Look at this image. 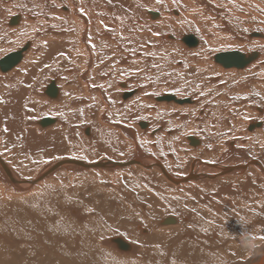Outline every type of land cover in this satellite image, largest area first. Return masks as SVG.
Returning a JSON list of instances; mask_svg holds the SVG:
<instances>
[{
  "label": "bare ground",
  "instance_id": "bare-ground-1",
  "mask_svg": "<svg viewBox=\"0 0 264 264\" xmlns=\"http://www.w3.org/2000/svg\"><path fill=\"white\" fill-rule=\"evenodd\" d=\"M158 1L154 2L161 4ZM164 1L159 10L143 0H0V62L12 54L20 56L18 62L9 68L0 65V143L11 142L16 146L14 150L9 147V159L21 153L34 159L30 162L32 164L38 163L40 158H53L46 168L38 167L41 172L35 177L20 178L0 152V160L16 181H10L0 165V186L10 190L12 195L15 193L14 198H18L16 193L25 194V201V196L45 186L61 170H78L94 177L113 175V180L119 178L135 184L120 191L121 199H126L129 205L122 201L126 215L115 216L123 217L121 221L130 219L136 222L131 224L132 227L122 225L117 228L113 234L122 236L112 237L110 242L96 243L97 235L93 236L94 239L85 237L91 240L89 245L79 241L80 232L72 239H49L48 236L44 238L45 235L30 233L21 222V216L14 226L0 224V264H161L159 259L165 260L163 264H173L175 260L178 261L175 264H264V246L259 248L256 245L264 235V226L259 225L264 219L261 220L263 216L257 211L264 194L257 190L258 194L253 191L252 196H245L237 189L239 186L244 190L254 186L251 179L264 180V159L256 153H251L255 158H246L248 162L242 165H236L239 161L234 156L229 158V153L215 159L218 139L225 134L236 136L228 140L229 151L237 139L264 140V50L259 49L264 46V30L246 32L250 51L233 49L221 52H238L246 58L254 53V59L244 67H226L220 63L219 66L217 63L212 65L217 70L211 72L212 68L205 63L211 47H240L234 40L239 39L233 32L236 22L249 20L247 17L256 6L240 5L247 0H195L199 3L197 9L192 8L193 0ZM259 1L264 3V0ZM238 11L240 15L233 18ZM14 18L17 19L12 23ZM157 55L167 57L169 63L174 61L171 66L161 64V68L169 73L164 72L166 76L161 78L160 85H154L156 72L151 71L150 63ZM215 73L217 75L202 80L205 75ZM174 77L180 81L181 92L189 89L203 91V98L170 93L173 89L168 88H172L170 84ZM220 77L224 81L221 88L218 87ZM164 87H167L165 94ZM206 90L210 94L222 92V95L207 96ZM133 96H136L134 107ZM240 101L252 106L256 113L254 123L242 121L245 114L240 111L243 110V107L239 108ZM226 103L229 104L226 106ZM206 106L209 107L206 109ZM230 111L237 115L230 117ZM134 115L140 118L135 121L140 127L135 129V134V130L125 123L116 121ZM148 116L161 118L163 122L149 124ZM42 119H50L52 123L42 127L39 125ZM174 123L179 124L178 129H169ZM251 125L254 127L249 130ZM195 131H202V138ZM181 140L185 143L184 152L195 158L178 167L176 159L183 155L178 145ZM130 141L132 156L121 157ZM136 141H150L153 149L167 153L170 161L160 160L152 153L147 156ZM111 150L119 155L111 154ZM90 151L99 152L103 158L87 162L83 156L78 158L81 152ZM96 164L108 166L91 167ZM52 167L55 168L48 172ZM146 180L153 181L155 187L168 184L174 190L164 194L151 189L154 194H150L145 188ZM239 182L242 185L237 184ZM139 188H142L141 194ZM215 188L232 195L214 193L211 196V190ZM138 194L142 197L136 202L143 207L142 213L131 207ZM238 199L245 203L238 202ZM142 202H147L149 210L142 206ZM71 208L66 209L67 213L81 223L83 215ZM31 214L29 216L33 218ZM166 219L172 222L167 225L164 223ZM138 222L148 225L149 234L156 236L141 235L147 230ZM247 224H253V230L247 229ZM232 226L238 230L231 228V231L229 227ZM131 236L133 239L129 238ZM71 251L75 254L72 255ZM170 257H174V262Z\"/></svg>",
  "mask_w": 264,
  "mask_h": 264
},
{
  "label": "rangeland",
  "instance_id": "rangeland-1",
  "mask_svg": "<svg viewBox=\"0 0 264 264\" xmlns=\"http://www.w3.org/2000/svg\"><path fill=\"white\" fill-rule=\"evenodd\" d=\"M144 1V3H147V4H151V6H153L155 9H159L160 10V8L162 9V1L163 0H157L159 3H161V4H156L157 3V1L156 0H143ZM161 1V2H160ZM168 0H165L164 1V3H166ZM170 1V0H169ZM168 1V2H169ZM195 0H193V5H192V8H197L198 7V5H199V3H198V1H196V2H194ZM250 1H252V2H249L248 0H247V2L245 3V2H243V3H241L240 5H243L244 4V6H247V7H250V8H254L255 6H256V8H254V10H253V12L251 13V15H249V17H247L249 20H245L244 18V20L243 21H239V22H236L237 24H236V29H234L233 30V32H236L237 33V35L239 36L238 38L239 39H234L235 40V43L236 44H238V45H240V47L239 48H228V47H226V48H219V47H215V48H209L208 49V51H207V55H206V58H207V60H208V62H205L206 63V65H208V67H210V68H212V70H211V72H213V71H216L217 69H214L213 67H212V65H214V66H216L215 64H217V62L213 59L214 58V56L215 55H217V54H219V53H221V52H224V51H227V50H233V49H238V50H242V51H244V50H247V51H250L249 49L251 48V47H249L250 46V44L248 43V41H247V39H249V38H247L246 36H245V34H246V32H248V31H252V30H256V31H261V30H264V3H262L261 1H259L258 0V2H257V4L256 3H253L254 1L253 0H250ZM198 3V4H197ZM154 4V5H153ZM253 4H256V5H254L253 6ZM238 6V5H237ZM239 7V6H238ZM247 7H245V10H249L250 11V9H248ZM199 8V7H198ZM197 8V9H198ZM243 8V7H242ZM240 11H238L237 13H236V15L235 16H233V18H236L237 17V14L238 15H240ZM254 13V14H253ZM254 24V25H253ZM218 25H216L215 27H217ZM254 26V27H253ZM219 27V26H218ZM175 33V32H174ZM193 33V32H192ZM197 33V32H196ZM176 34V33H175ZM228 34V33H227ZM197 35V34H196ZM229 35V34H228ZM229 36H232V35H229ZM247 45V46H246ZM189 47V46H188ZM242 47V48H241ZM247 48V49H245V48ZM263 47V48H262ZM195 49V48H194ZM259 49H263L264 50V46H260V48ZM188 50H192V48H188ZM168 55V54H167ZM158 56V55H157ZM211 57H212V60H211ZM152 58H154V57H152ZM167 58V57H166ZM166 58H161V57H157V58H155V60H152L150 63L152 64V67L154 68H152L151 69V71L153 72V73H155L156 72V75H155V77L153 78V80H154V85L156 84V85H160V82H162V80H161V78H164L166 75H165V73L168 71L167 69H162L161 67H162V65H164V64H166V65H170L171 66V64L172 65H174V61H172L171 63H169V60L170 59H166ZM157 59V60H156ZM158 61H159V63H158ZM178 61V60H177ZM181 61V60H180ZM154 63V64H153ZM160 64V65H159ZM162 64V65H161ZM218 65H219V63H218ZM159 66V67H158ZM220 66V65H219ZM222 66V65H221ZM223 67V66H222ZM161 70H163V71H161ZM165 72V73H164ZM160 73V74H159ZM162 73V74H161ZM168 73H169V71H168ZM124 74V73H123ZM165 75V76H164ZM168 75V74H167ZM213 75H217L216 73L215 74H212L211 76H209L208 74L207 75H205L203 78H202V80H204L205 78H206V80H207V78L209 79L210 77H213ZM219 75V74H218ZM164 76V77H163ZM143 77V76H142ZM141 77V78H142ZM168 77V76H167ZM167 77H166V79H167ZM158 78H160V79H158ZM161 80V81H160ZM152 83H153V81H152ZM217 82H215V84H216ZM218 83L220 84V86L218 85V87H222L223 85H224V81L222 80V78L220 77V79H219V81H218ZM170 85H172V88L171 87H169L168 89H173V90H170L171 92L170 93H172V94H176V95H178V94H182L181 96L182 97H188V96H191L192 98H203V95H204V92L202 91V92H193V91H191L190 89L188 90V92H186V91H184V92H181L180 90H181V85H180V81H178V80H176V78L174 77V80L172 81V84H170ZM137 86H139V85H137ZM137 86H135V87H137ZM144 86V85H143ZM147 87H149V85H146ZM206 86H207V84H206ZM146 87L144 86V89H145ZM163 89V93L165 94L166 92H164L165 90H167V87H164V88H162ZM219 89V88H218ZM132 90H133V88H132ZM220 90V89H219ZM222 90V89H221ZM205 94L207 95V96H211V95H215V97L216 96H220V95H222V92H218V93H213V94H210V93H208V91L206 90V92H205ZM135 97L136 96H133L132 97V100H134L133 102H132V105H133V107H134V103H135ZM152 98V97H151ZM185 99V98H184ZM152 100H153V98H152ZM237 102H239V100L237 101ZM241 103H240V105H239V108L241 109L242 107H243V110H240L241 111V113H243V114H245V116H244V118L242 119V121L244 122V123H247V122H249L250 121V123L252 124V123H254V121H253V119H255L254 118V115L256 114L254 111H253V108H252V106L251 105H247V104H245L243 101H240ZM229 103H226L225 105L227 106ZM221 105H223L224 106V103L223 104H221ZM238 105V104H237ZM148 107V106H147ZM209 106H206V109L208 108ZM229 107H231V110L233 109L234 110V108H232V105L230 104V106ZM148 110V109H147ZM154 112H156V111H154ZM169 112L171 113L172 112V110H169ZM175 112V111H174ZM228 114H230L229 116L230 117H233V115H237L235 112H233V111H230ZM232 114V115H231ZM226 116H227V114H226ZM149 117V116H148ZM172 117V116H171ZM173 118H174V116H173ZM236 118V117H235ZM140 118H137V116L136 115H134V116H132V117H126V118H119L118 120H116L117 122L119 121V122H121V123H125V125H127V126H129L130 127V129L131 130H135V129H138V128H140L139 127V125H138V123L136 124V122L135 121H140L139 120ZM153 119H155V120H153ZM161 119V118H160ZM159 118H154V116H150L149 118H148V120H147V123H149V124H153V123H160V120ZM256 119H258V118H256ZM165 120H166V118H165ZM191 120V119H190ZM234 120V119H233ZM123 121V122H122ZM191 121H193V120H191ZM118 122V123H119ZM163 121H161V123H162ZM186 122V121H185ZM194 123H197L196 121H194ZM178 125L179 124H176V123H174L173 124V126L172 127H170L169 129H178ZM137 126V127H136ZM38 127V126H37ZM41 129H43V128H41ZM135 132H136V130L134 131V134H135ZM228 132V131H227ZM195 134L197 135V136H199L200 138H202L201 136H203V132L202 131H195ZM199 134V135H198ZM135 137H137V135L135 136ZM233 137H236L234 134H232V133H230V134H225L224 135V137L223 138H220V139H218V150H217V155H216V158L215 159H220L221 158V156L223 155V154H226V153H229V158H231V157H235L236 159L235 160H238L239 161V163L238 164H236V165H242V164H245L246 162H248V161H246L245 159L246 158H249L250 156H251V158H255V157H253L252 155H251V153L252 154H257L258 155V157H263V159H264V140H261V138H259V139H253V141H250V139H245V140H243V141H241V140H236L235 142H234V144H233V146H234V148H232L231 149V151H229V147H228V140L229 139H231V138H233ZM129 140H131V139H129ZM128 140V141H129ZM183 140V139H182ZM180 141L179 142V144L178 145H180V151H182L183 152V155L181 156V158H178V159H176V156H175V159H176V166H180V164L182 163V164H185V165H187L188 164V162H190V160L192 159V158H195L194 156H192L191 154H189V153H185L184 151V148H183V145L185 146V143L183 144V141ZM132 141V140H131ZM128 142V144L129 145H126L127 146V148L125 149V152L123 151L121 154H120V156L121 157H128V156H132V154H133V150H132V147H133V145H132V142ZM151 141H153L152 139H151ZM250 142V143H249ZM136 143H138L139 144V146L141 147V148H143L144 149V151H146L145 153H146V155L147 156H151V155H154V156H156L157 158H159L160 160H162V159H164V160H166L167 159V161L169 160L170 161V157H168V154L167 153H165V152H163V153H160V152H158L157 150H155V149H153V148H155V147H152L153 146V144L151 145L150 144V141L148 142V141H145V142H143V143H141V142H137L136 141ZM10 144V145H9ZM143 144H145V145H143ZM155 144V143H154ZM187 146H188V148H191L190 147V145L187 143ZM9 147H11V149L12 150H14L15 148H16V146H13V143H12V145H11V142H8V143H4V142H2V143H0V152H1V155H2V157L3 158H5L6 160H7V164L11 167V170L13 171V170H15V171H13V173L16 175V176H18V177H20V178H33V177H35V174H37V173H39V172H41V170H38V167H39V169H44V168H46L47 167V165L48 164H50V163H52V161H53V158L52 159H48V160H46V159H42L41 160V158L39 159V157H38V163H34V164H32V163H30V162H32V160H34V159H31V157L29 158V157H27L26 155H25V157H24V154L23 153H21L19 156H17V157H13L16 161H17V163L14 161V159H9L8 157H9ZM129 147V148H128ZM158 148V147H157ZM187 148V147H186ZM229 148V149H228ZM146 149V150H145ZM151 150H153L152 152H150ZM110 153L111 154H114V155H119L118 153H116V152H114L113 150H111L110 151ZM152 153V154H151ZM154 153V154H153ZM242 153V154H241ZM249 153V154H248ZM151 154V155H150ZM171 154L172 155H174L172 152H171ZM88 155H91L90 157L88 156ZM80 157H78V158H83V157H85V158H83V160H85L86 162H87V160H93V161H96V160H98V159H100V158H103V156H101V154L99 153V152H95V151H90V152H88V153H83V152H81L80 153V155H79ZM81 156H83V157H81ZM22 158V159H21ZM148 158V157H147ZM147 158H145V159H147ZM180 159V160H179ZM119 160H122V159H119ZM129 160V159H128ZM179 160V161H178ZM243 160H245V162L243 163V162H241V161H243ZM24 162V163H23ZM23 163V164H22ZM28 163V164H27ZM36 165V166H35ZM17 167H19V168H17ZM21 167V168H20ZM36 167V168H35ZM33 168V169H32ZM173 169L174 170H176V169H178V168H176V167H173ZM144 171H149L150 169H143ZM20 171V172H19ZM87 172V171H86ZM104 172H106V171H104ZM109 171L107 170V173H108ZM19 173V174H18ZM111 173V172H110ZM115 173V172H114ZM18 174V175H17ZM182 174H184V173H182ZM57 175V176H56ZM91 175V174H90ZM87 175L86 173H83V172H81V171H78V170H72V169H66V170H61V171H59V172H57V173H55L54 175H53V177L51 178V180H49L47 183H46V185L45 186H43L42 188L40 187V189H38V190H36V191H34V192H31V195L29 194V195H27L28 196V198H27V196H25V201L23 200V197H24V195L22 194V195H20L19 193H16V195L18 196V198H14L15 197V193H13V195L11 194V191L9 190H7L6 188L5 189H3V187H1L0 186V204H1V207H0V224L2 225H4V223L5 224H7V225H9V226H12L14 223H15V221H20V219H21V216H22V220H21V222L25 225V229L26 230H28V231H30V233H33V234H37V235H45L44 236V238H47L46 236H48L49 237V239L50 238H54V237H60V238H63V239H67V238H69V239H72V237H75L76 235H78L79 234V232H80V234L78 235L79 237H80V239H79V241L81 242V241H84V243H88L89 245H90V241L91 240H86L85 239V237L87 238V237H90V238H92V239H94V235H97V236H95V242L96 243H99V242H102V240H106V241H108V242H110L111 241V238L112 237H115V236H122V235H114L113 233L115 232H117L116 230H117V228H120L122 225H130V227H132L133 225H131L132 223H136L134 220H130V219H124L125 221H121V219L126 215V208H124V207H122L123 205H121V203H122V201H124L127 205H129V203H128V201L126 200V199H121V194H120V191L122 190H125V188L126 187H133V186H135V184L131 181H128V180H120L119 178L118 179H116V180H113L112 179V176L113 175H109V174H105V175H103V174H101V175H98V176H96V177H94L95 175ZM185 175V174H184ZM181 176H183V175H181ZM150 178H152V177H150ZM152 180V179H151ZM251 181V183L252 184H254V186H250V187H248L247 189H245L244 190V187L243 186H239V185H242V182H239V183H237V184H239L238 186H239V188H237V189H239V190H241L240 192H239V194L240 195H248V196H252L253 194H252V192L254 191L255 193H257L258 194V192H260L259 194H261V195H263L264 194V180H254V179H251L250 180ZM56 183H58V184H56ZM69 183V184H68ZM48 184V185H47ZM50 184V185H49ZM52 184V185H51ZM56 186H55V185ZM144 184H145V188H146V190H148L149 192H150V194H154V192H152L151 191V189H156V191L157 192H160V193H164V194H168V193H170L171 191H173L174 189H173V187H171V186H168V184H166L165 186H158V187H155L154 186V182L153 181H144ZM228 184H231L232 186H234L235 185V187H237L236 186V184H233V183H228ZM138 185V184H137ZM51 188H50V187ZM111 186V187H110ZM120 186V187H119ZM217 186V185H216ZM54 187V188H53ZM169 187V188H168ZM44 191H43V190ZM142 189V188H141ZM140 188H139V192H140V190H141ZM218 189L219 188H215V189H213L214 191H212L211 190V193L210 194H212L211 196H213V195H215V194H225V196H228V195H232V194H229V193H227V192H218ZM41 190V191H40ZM55 190V192H53ZM71 191V193H70V191ZM115 190V191H114ZM247 190L248 191H250L249 193L250 194H248V193H244V192H247ZM257 190H258V192H257ZM47 191H48V193H49V195H51V196H49L48 194H47ZM52 191V192H51ZM76 191V192H75ZM117 191V192H116ZM4 192V193H3ZM46 192V193H45ZM113 192V193H112ZM116 192V193H115ZM238 192V191H237ZM70 193V194H69ZM115 193V194H114ZM215 193V194H214ZM263 193V194H262ZM35 194V195H34ZM77 194V195H76ZM140 194H141V192H140ZM140 194H138L137 195V199L136 198H133V204H131V207L132 208H134L133 210H138L139 212H141L142 211V209H143V207H140V204H138V202H136L137 200H139V199H141V195ZM22 196V198L20 197V196ZM33 195V196H32ZM43 195V196H42ZM76 195V196H75ZM113 195V196H112ZM114 195H116V197L114 196ZM118 195L120 196V197H118ZM130 195H133L132 193L130 194ZM16 196V197H17ZM36 196H38L39 198H41L40 199V201H39V198L38 197H35ZM56 196V197H55ZM74 196V197H73ZM110 196H112V199H111V197ZM224 196V195H223ZM11 197L12 198H14V199H11ZM21 199H20V198ZM35 199H34V198ZM45 197V199L46 200H48V201H46L45 199H43ZM57 197H58V200H57ZM54 198V199H53ZM70 198V199H69ZM116 198V199H115ZM261 198H262V200H261V202H258L259 203V206H258V208H257V211H259V213H261V215L263 216H260L259 214V216H260V218H261V220H263L264 219V198L261 196ZM20 199V200H19ZM64 201H63V200ZM19 200V201H18ZM25 202V204H24V202ZM118 200H121V202L120 201H118ZM9 201H10V203H9ZM14 201V202H13ZM38 201V202H37ZM41 201H43L42 203H41ZM47 202V203H45V202ZM51 201V202H50ZM57 201V202H56ZM62 201V202H61ZM69 201V202H68ZM21 202V205L19 204ZM54 204H53V203ZM111 204H110V203ZM113 202V203H112ZM238 202H241V203H245V201L244 200H241V199H238ZM38 203H41L40 205L38 204ZM55 203H56V205H55ZM105 203H106V206H104L105 205ZM136 203H137V205H136ZM143 203V205L142 206H146L145 208H146V210H149V206H148V204H147V202L145 203V202H142ZM4 204V205H3ZM26 204H28V205H26ZM33 204V205H32ZM47 204V205H46ZM71 204V205H70ZM117 204V205H116ZM10 205H12V206H10ZM17 205H19V206H17ZM23 205L25 206V207H23ZM63 205H64V208H63ZM67 205V206H66ZM70 205V206H69ZM73 205V206H72ZM113 205V206H112ZM27 206V207H26ZM35 206H36V208H35ZM44 208H43V207ZM49 206L50 207H52V208H49ZM73 207V208H75V209H77V211L78 212H80L82 215H83V217H84V219L81 221V223H80V221H76V219H74L73 218V216L72 215H70V214H68L67 213V210L66 209H68L69 207ZM109 206H111V207H109ZM119 206H121V207H119ZM136 206V207H135ZM45 207H46V209L48 210H46L45 209ZM98 209H97V208ZM109 207V208H108ZM116 207H118V208H116ZM3 208V209H2ZM55 208V209H54ZM73 208H71V209H73ZM79 208V209H78ZM121 208V209H120ZM4 209H6V211L4 210ZM17 209V210H16ZM24 209H25V212L23 213V211H24ZM27 209V210H26ZM37 209V210H36ZM64 209V210H63ZM109 209V210H108ZM113 209V210H112ZM119 209V210H118ZM125 209V210H124ZM18 210H22V211H18ZM32 212V214H31V212ZM35 210L37 211V212H35ZM43 210V211H42ZM58 210V211H57ZM101 210V211H100ZM262 210V211H261ZM16 211H18V212H16ZM54 211V212H53ZM57 211V212H56ZM60 211V212H59ZM61 211H63V212H61ZM95 211H97V212H95ZM102 211H104V213L102 212ZM110 211V212H109ZM113 211L115 212V213H113ZM119 211V212H118ZM124 211V212H123ZM3 212V213H2ZM139 212L137 213V215L139 214ZM22 213V214H21ZM51 213V214H50ZM121 213H122V215H123V217H121V219H120V217H118V216H115V215H121ZM142 213V212H141ZM3 214V215H2ZM6 214V215H5ZM24 214H25V216H24ZM29 214H31L32 216H33V218H30V216H29ZM34 214V215H33ZM38 214V215H37ZM58 214V215H57ZM86 214V215H85ZM94 214V215H93ZM114 214V215H113ZM125 214V215H124ZM13 215V216H12ZM17 215H18V217H17ZM39 215L43 218H41V217H39ZM51 215V216H50ZM53 215V216H52ZM63 215V216H62ZM98 215H99V220H97L98 219ZM104 215V216H103ZM109 215H110V218H109ZM115 218H114V217ZM167 216H169V215H167ZM167 216H165V217H167ZM2 217V218H1ZM6 217L8 218V217H11L10 219L8 218V220H6ZM16 217V218H15ZM23 217H25V218H23ZM63 217H65V218H63ZM88 217V218H87ZM93 217V218H92ZM101 217V218H100ZM113 217V218H112ZM19 218V219H18ZM37 220H36V219ZM54 218H56L55 220H54ZM88 220V221H86V223H85V220L86 219ZM110 220H109V219ZM176 218V217H175ZM28 219V220H27ZM72 219V220H71ZM92 219V220H91ZM95 219V220H94ZM107 219V220H106ZM120 219V221L119 222H117V220H119ZM163 219V218H162ZM54 220V221H53ZM68 220H69V222H68ZM105 220H106V222H105ZM2 221V222H1ZM8 221V222H7ZM41 221V222H40ZM48 221V222H47ZM74 221V222H73ZM131 221V222H130ZM4 222V223H3ZM105 222V223H104ZM108 222V223H107ZM128 222V223H127ZM25 223H27V224H25ZM31 223H32V225H31ZM35 223H36V225H35ZM94 223V224H93ZM101 223V224H100ZM139 224L141 223V222H138ZM250 223V222H249ZM41 226H40V225ZM42 224H43V226H42ZM47 224V225H46ZM71 224V225H70ZM110 224V225H109ZM241 224V223H240ZM239 224V225H240ZM30 227H29V226ZM84 225V226H83ZM93 225V226H92ZM102 225V226H101ZM116 225V226H115ZM168 225V224H167ZM248 226H246V228L247 229H251V230H253L252 229V227L254 226L253 224L251 225V224H247ZM258 225V224H257ZM260 226H264V223H261V224H259ZM14 226V225H13ZM55 228H54V227ZM140 226L141 227H144V229H146L147 230V233H145V234H141V235H148L149 237L150 236H156V235H150L149 233V230H150V227L148 226V225H146V224H144V223H141L140 224ZM165 226V225H164ZM241 227L243 226V225H240ZM28 229H27V228ZM32 227V228H31ZM33 227H35V228H33ZM78 227V228H77ZM83 227V228H82ZM88 227V228H87ZM146 227V228H145ZM171 226H166V228H170ZM172 227H174V225H172ZM240 227V228H241ZM46 228V229H45ZM53 228V229H52ZM159 228H161V229H163L161 226H159ZM165 228V229H166ZM235 229V228H237V227H229V229ZM239 228V229H240ZM264 228V227H263ZM262 228V229H263ZM33 229V230H32ZM60 229H62V230H60ZM82 229V230H81ZM228 229V230H229ZM232 229H231V231H232ZM234 229H233V231H234ZM51 230H53V231H51ZM54 230H56V231H54ZM70 230H71V232H70ZM86 230H88V231H86ZM115 230V231H114ZM237 230H238V228H237ZM256 230V229H255ZM258 230V229H257ZM260 230V229H259ZM43 232V233H42ZM64 232V233H63ZM68 232V233H67ZM228 232H230V231H228ZM264 232V231H263ZM48 233V234H47ZM53 233H54V235H53ZM77 233V234H76ZM50 234V235H49ZM69 234V235H68ZM53 235V236H52ZM66 236H68V237H66ZM77 237V236H76ZM262 237H264V235L262 236ZM129 238H132L133 239V236H131V237H129ZM185 241H187L186 239H185ZM191 243H193V241H190ZM202 242L204 243V239L202 240ZM264 239H262L261 238V240L259 239L258 241H257V243H256V245H257V247H262V246H264ZM181 245V244H180ZM84 247V246H83ZM177 247H179L178 245H177ZM221 247H224V245H222ZM256 247V246H255ZM178 249V248H177ZM78 250V249H77ZM67 252L68 253H70V250H67ZM71 252H73V251H71ZM78 252V251H77ZM72 255H74L75 254V252H73V253H71ZM82 253H80V251H79V255H81ZM173 254V253H172ZM171 254V255H172ZM159 255V257H161L162 256V254H158ZM172 256H174V255H172ZM159 257H157V258H159ZM80 259H82V258H80ZM170 261L171 262H174V257H170ZM82 260H85V261H87V262H91V263H93L92 261L94 260V257H92V261H90V260H87V259H82ZM102 260V257H100L99 258V262ZM160 260V262H162L161 264H163L164 262H165V260H161V259H159ZM175 262H178V261H176L175 260ZM175 262L173 263V264H175ZM166 263V262H165ZM93 264H97V263H93Z\"/></svg>",
  "mask_w": 264,
  "mask_h": 264
},
{
  "label": "water",
  "instance_id": "water-1",
  "mask_svg": "<svg viewBox=\"0 0 264 264\" xmlns=\"http://www.w3.org/2000/svg\"><path fill=\"white\" fill-rule=\"evenodd\" d=\"M156 15V14H154ZM17 18H14L13 21H11L12 23H15ZM186 37V36H185ZM184 38V37H183ZM183 40V39H182ZM256 56V55H255ZM19 55L18 54H12L9 55L8 57H6L4 60H2L0 62V65H2L4 68H9L12 65H14L16 62H18L19 60ZM254 59V53L249 54L248 57L246 58L243 54H240L238 52H232V53H220L218 55H216L215 60L217 63L223 64L226 67H237V68H242L244 67L247 63H249L251 60ZM51 87V86H50ZM52 123V120L50 119H42L39 122V125L42 127L48 126ZM254 127V125H251L249 130H251ZM135 162V161H134ZM0 165H2L4 167V171L6 173V175L9 177L10 181L12 182H16L11 173L9 172V170L3 165L2 161L0 160ZM112 165V164H111ZM84 166V165H83ZM108 166L104 165V164H96L95 166H91V167H105ZM86 167V166H84ZM55 167H52L51 169H49L48 172L52 171ZM42 176L39 177V179H41ZM170 222H172L171 219H166L164 221L165 224H170ZM123 245L126 246V244L123 243Z\"/></svg>",
  "mask_w": 264,
  "mask_h": 264
},
{
  "label": "snow or ice",
  "instance_id": "snow-or-ice-1",
  "mask_svg": "<svg viewBox=\"0 0 264 264\" xmlns=\"http://www.w3.org/2000/svg\"><path fill=\"white\" fill-rule=\"evenodd\" d=\"M262 239H264V237H262Z\"/></svg>",
  "mask_w": 264,
  "mask_h": 264
}]
</instances>
